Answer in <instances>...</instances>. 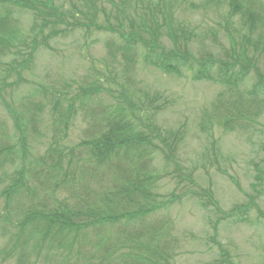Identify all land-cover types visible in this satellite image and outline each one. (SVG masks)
I'll use <instances>...</instances> for the list:
<instances>
[{
    "label": "trees",
    "instance_id": "obj_1",
    "mask_svg": "<svg viewBox=\"0 0 264 264\" xmlns=\"http://www.w3.org/2000/svg\"><path fill=\"white\" fill-rule=\"evenodd\" d=\"M125 2L135 4L139 0ZM229 3L244 27L264 35L261 2ZM146 4L155 7L145 14L149 21H157L156 12L165 13L159 2ZM13 6L33 11L36 19L48 23L53 17L48 15V8H56L54 0H0L5 10L0 12V64L12 47L18 49L14 40L19 28L12 18ZM141 19V24L148 25L147 19ZM142 36L130 31L128 36L122 35V44L116 49L115 44H108L113 58L119 54L129 63L125 67L127 75L139 57L140 39L146 48L144 62L165 73L188 75L195 81L234 90L251 82L246 96L241 91L230 98L219 96L213 113L206 118L229 131H248L252 122L259 123L256 117L264 109V69L259 66L260 57L251 51V37L245 39L242 48L197 56L188 47L167 49L157 42L144 41ZM253 45L255 52L264 50ZM7 86L0 88L1 103L11 109L2 93ZM81 86L76 96L69 91L71 86L57 92L54 86L50 92L45 90L52 97V108L46 127L50 135L45 134L48 147L42 153L36 152L35 141L43 135L40 115L46 104L28 101L22 109L9 111L13 131L0 122V236L5 240L1 259H13L16 264H173L177 242L174 223L166 217V211L181 196L161 192L163 175L154 163L159 148L155 139L160 135L140 129L141 106L133 101L138 97L135 92L123 94L124 103L105 104L100 81ZM80 112L86 127L80 141L71 144L68 131ZM259 171L253 184L256 197L264 191V171ZM61 192L65 194L60 196ZM251 200L219 219L230 216L236 224L247 222L251 207L257 206L255 198ZM204 203L200 204L206 207Z\"/></svg>",
    "mask_w": 264,
    "mask_h": 264
},
{
    "label": "rangeland",
    "instance_id": "obj_2",
    "mask_svg": "<svg viewBox=\"0 0 264 264\" xmlns=\"http://www.w3.org/2000/svg\"><path fill=\"white\" fill-rule=\"evenodd\" d=\"M230 1L139 0L130 4L125 0H95L94 4L92 0H54L60 10L48 8V15L53 16L49 17L55 25L36 19L33 11L13 6L12 18L19 28L14 40L18 49L12 47L0 64V88L8 84L2 93L11 107L1 103L0 97V122L9 131L14 130L9 111L22 109L28 101L46 104L40 115L43 135L35 141L39 153L48 147L45 134L50 135L46 127L52 97L45 94L46 89L50 92L54 86L57 92L71 86L69 91L76 96L81 85L100 81L105 104L124 103L122 95L128 92L138 95L133 101L143 106V110L138 108L144 126L140 129L160 135L155 139L159 148L154 163L163 175L161 192L181 196L166 211V217L174 223L177 242L173 264L264 262V191L256 197L253 189L256 173L264 171V109L256 117L259 123L252 122L248 131L225 130L217 122H209L207 115L213 113L219 96L230 98L237 91L246 96L251 82L234 90L195 81L188 75L165 73L144 62L146 48L140 39L139 57L127 75L129 63L119 54L113 58L108 44H115L116 49L122 44L123 34L128 36L136 30L144 41L157 42L167 49L188 47L197 56H204L208 52L221 55L226 48H242L245 39L251 37V51L260 57L259 66L264 69V50L253 51L255 43L264 49V35L244 27L239 15L232 13ZM257 1L264 5V0ZM146 2L161 3L165 13L156 12L157 21H149L145 14L155 7ZM4 11L0 7V12ZM141 18L147 19L148 25L141 24ZM13 67L22 71L17 73ZM83 117L80 112L69 128L71 144L83 136ZM251 197L257 206L251 207L247 222L236 224L230 216L219 219L235 207L249 204ZM4 244L0 236V250ZM0 264L16 263L13 259L5 262L0 256Z\"/></svg>",
    "mask_w": 264,
    "mask_h": 264
}]
</instances>
